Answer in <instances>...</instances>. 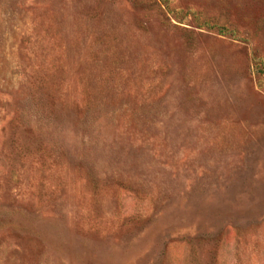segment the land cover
<instances>
[{"label": "rangeland", "instance_id": "374dc122", "mask_svg": "<svg viewBox=\"0 0 264 264\" xmlns=\"http://www.w3.org/2000/svg\"><path fill=\"white\" fill-rule=\"evenodd\" d=\"M0 264H264V0H0Z\"/></svg>", "mask_w": 264, "mask_h": 264}]
</instances>
